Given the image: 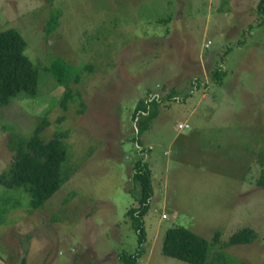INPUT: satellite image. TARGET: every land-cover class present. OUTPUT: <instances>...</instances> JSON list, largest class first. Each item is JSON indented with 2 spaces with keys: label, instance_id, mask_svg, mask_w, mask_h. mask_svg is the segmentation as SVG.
<instances>
[{
  "label": "rangeland",
  "instance_id": "rangeland-1",
  "mask_svg": "<svg viewBox=\"0 0 264 264\" xmlns=\"http://www.w3.org/2000/svg\"><path fill=\"white\" fill-rule=\"evenodd\" d=\"M257 1L0 0V31L17 29L28 57L40 66L63 57L79 73L59 83L42 71L36 97L21 93L0 106V172L12 161L9 137L27 139L43 117L42 137L68 133V177L42 206H33L31 193L0 184L7 264H123L118 254L135 252L139 242L128 214L139 205L132 180L139 155L155 187L140 264H188L161 252L172 225L209 241L207 264L220 249L211 242L216 231L223 242L251 227L253 243L225 252L237 264H264V186L255 183L258 153L264 156ZM217 68L226 72L218 85ZM66 88L74 98L64 112ZM170 88L177 100L168 98ZM157 93L166 100L139 136L143 117L135 109ZM180 123L189 127L179 130Z\"/></svg>",
  "mask_w": 264,
  "mask_h": 264
},
{
  "label": "trees",
  "instance_id": "trees-1",
  "mask_svg": "<svg viewBox=\"0 0 264 264\" xmlns=\"http://www.w3.org/2000/svg\"><path fill=\"white\" fill-rule=\"evenodd\" d=\"M256 12L259 16L264 15V0L257 1ZM56 16H51L49 23L51 20L55 21ZM26 46L27 41L17 29L7 28L0 31V106L7 105L12 98L21 93L28 97H36L42 71L50 72L59 83L66 81L71 76L78 79L77 74L79 73H72L73 67L65 58L55 57L48 66H40L24 53ZM84 70L92 71L93 67L85 65ZM225 76V70L222 71L220 68L212 71L214 84L223 83ZM81 78L82 74L80 80ZM199 82V79H195L194 86H198ZM166 89L167 87L164 85L161 92H165ZM176 95L178 94L174 88L168 90V98L177 100L179 97H175ZM73 98L72 91L66 88L59 103L60 109L66 112L67 103L73 101ZM165 100L166 98L163 96L161 98L160 93H157L150 100L148 98L147 101L138 104L135 113L143 117V120L138 123L139 136L150 128L149 124L157 118L159 106ZM48 124L47 119L43 117L27 139L15 135L10 136L8 147L13 152L12 161L7 171L0 172V184L31 193L34 207L42 206L68 177V172L63 166L68 152L66 144L68 133H55L51 138L46 139L42 137V132ZM185 125L187 124L185 123ZM188 127L187 125L185 128ZM139 142H141L140 139L138 144ZM142 152L139 150V153ZM260 152L258 154L261 157L259 160L261 168L255 183L258 186H264V156ZM132 180L136 181L140 187L137 199L139 205L130 208L128 214L131 218V225L139 237V242L135 252L122 251L118 254V258L123 264H140L141 259L147 253L145 217L150 210L155 187L150 163L144 156L139 155L135 162ZM256 238L257 232L248 226L233 232L231 237L223 242L220 241V232L216 231L211 242L219 244L220 249L214 253L211 264H237L235 261H230L225 248L233 245H248L253 243ZM209 244V241L192 230L180 225H172L165 230L161 252L166 257L188 264H207L206 255ZM19 264H27V261L22 259Z\"/></svg>",
  "mask_w": 264,
  "mask_h": 264
},
{
  "label": "built area",
  "instance_id": "built-area-1",
  "mask_svg": "<svg viewBox=\"0 0 264 264\" xmlns=\"http://www.w3.org/2000/svg\"><path fill=\"white\" fill-rule=\"evenodd\" d=\"M210 43L211 42L208 40L205 45L208 46ZM185 127H187V125L180 124L179 127H178V129H182V128H185Z\"/></svg>",
  "mask_w": 264,
  "mask_h": 264
},
{
  "label": "water",
  "instance_id": "water-1",
  "mask_svg": "<svg viewBox=\"0 0 264 264\" xmlns=\"http://www.w3.org/2000/svg\"><path fill=\"white\" fill-rule=\"evenodd\" d=\"M0 264H7V262L0 257Z\"/></svg>",
  "mask_w": 264,
  "mask_h": 264
}]
</instances>
